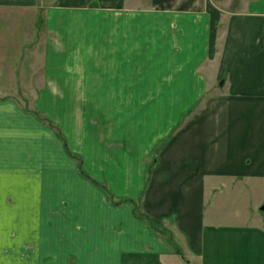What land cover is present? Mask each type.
<instances>
[{"label": "crops", "instance_id": "crops-1", "mask_svg": "<svg viewBox=\"0 0 264 264\" xmlns=\"http://www.w3.org/2000/svg\"><path fill=\"white\" fill-rule=\"evenodd\" d=\"M44 1L0 0V251L34 245L41 258L10 256L0 264H167L173 256L134 215L136 227H129V215L116 223L118 229L112 217L102 220L106 227L98 226L96 199L90 196L94 186L80 177L54 131L16 99L2 96L4 56H43L26 89L37 94L32 108L62 129L70 147L84 155L89 174L101 167L102 156L113 163L118 151L140 157L128 172L135 167L145 180L147 156L174 127L171 113L183 105L177 94H190V102L192 94H203L208 88L202 74L192 73L217 61L225 95L207 101L163 150L142 211L153 222L175 215L178 231L198 247L202 264H264V0ZM9 12L27 14L13 26L15 36L4 24ZM100 55L103 63L96 59ZM20 62L18 67L13 61V76L25 78L28 67ZM194 78L200 88L193 86ZM86 92L108 94L106 109L121 117L134 108L130 93L143 100L153 94L152 104L163 107L159 129L143 150L128 141L121 152L112 137H125L118 130L123 120L109 117L103 134L108 144L97 153L94 126L80 115ZM141 106L148 104H135ZM160 115L166 116L163 129ZM226 188L236 192V216L248 211L242 220L248 223L220 218ZM65 189L72 196L65 197ZM256 213V222L249 221Z\"/></svg>", "mask_w": 264, "mask_h": 264}, {"label": "rangeland", "instance_id": "rangeland-1", "mask_svg": "<svg viewBox=\"0 0 264 264\" xmlns=\"http://www.w3.org/2000/svg\"><path fill=\"white\" fill-rule=\"evenodd\" d=\"M50 0H45L44 3H48ZM27 17V14L24 12H9L8 15L5 16L4 24L8 26L6 31H10V33L17 35L14 33V31H17L15 24L17 22H23ZM44 22L43 15L38 17V21ZM21 34L23 35V29ZM4 58V59H3ZM1 59L2 63V75H1V85L6 88V91L4 92L3 97H13L16 99L18 104L22 107L21 109L26 112L34 113L40 121H42V124L51 128L56 137L59 139V141L62 143L64 147V153L68 160L71 161L72 166L74 165L76 171L80 175V177L84 180H87L90 182L93 186V194H90L91 197H95L96 203H97V219H98V226L100 228L106 227L105 222H102V220H106L107 217L113 218V228H120L119 225H117V222H120L122 219V216L129 215L130 219L128 220L129 227H136L133 226L134 222L131 221L132 215H134L138 221H140L142 224L138 225L140 227H143L145 230L149 231L151 234L155 235L157 238L161 240V248L162 250L164 247L167 248L168 253H170V256L168 257L169 261H167V264H202L201 257H200V251L198 247H194L192 245V242L184 236V234H180V232L177 229L176 226V216H172L168 219H163L161 222H153L150 218H148L142 211L143 209V201L145 198V191L148 186L151 183V178L153 173L158 169V162H159V156H161V153L163 150L170 144V142L180 133V131L187 125L188 121L198 116L205 107L207 101L214 100L217 96L225 95L224 89L220 88L219 82L221 79L218 80V77L216 76V67H217V61H211L207 66L200 68L197 72H193L192 74H202V83L205 87L208 89L204 91L203 94H201L198 97V93L192 94V102H190L187 95L190 94H182L180 98L178 97V102L180 104H183L180 109L175 110V115L171 113V119L174 118L176 122L172 129L165 134L166 136L163 137V139L158 143H155L153 146V150L150 151L149 156H147V164L148 170L146 175V180L144 179V176L137 172V169L135 167L133 168V172H128V169L132 167V165L137 164L140 160L139 156H133L130 155L129 157L127 155L119 156L117 155L118 151H114V157H113V163L109 162L106 164V161L104 157H101L100 163L102 164L101 167L98 168V170L95 172V174L91 175L89 174L84 166V155L75 152L71 147L70 143L67 140L65 133L62 131V129L51 119L43 117L38 112H35L32 108V104L36 101L37 94L34 92H28L26 89L31 85L32 77L30 76L31 73L35 70L36 64L37 66L43 61V56H4ZM97 61H103L105 60V56H96ZM17 60L18 63L21 64L20 61L25 62L28 70L26 71L27 74L22 75L21 77H14L13 76V70L12 65L13 61ZM101 64V69L104 70V65ZM19 67V65L17 64ZM152 69V68H151ZM151 69L148 71L151 72ZM4 70V72H3ZM139 70V69H138ZM205 81H204V80ZM39 80H42V78ZM141 81V80H140ZM139 81L138 84H141ZM193 86L200 88L198 86V82L196 78L193 79L192 82ZM224 84V81H223ZM222 84V85H223ZM26 85V86H24ZM33 85V84H32ZM129 94V93H127ZM123 97H125V93L122 94ZM138 95V94H137ZM143 96L144 94H140ZM184 95H186L184 97ZM68 98L67 100L72 101V93L67 94ZM121 96V94H119ZM130 98V104L134 108H130L128 110H123L122 117L118 115L117 110H108L107 103L109 102L108 94L105 92H95L90 93L86 92V95L82 97L81 102V108H80V115L82 117V122L90 121L94 126V133L93 129H91V133L95 138V142L97 147V153L104 152V144H108L107 139H104L103 134L106 129V122L107 120H111L109 117H112V119H115L117 117L122 118L123 124L118 127V130L122 132L125 137L121 138L120 136L116 135L115 137H112L114 140L113 147L118 148L121 152L127 151L128 146L127 142L132 141L133 147L137 150L141 151L143 150V145L146 142H150L152 139V136L154 135L152 130H155L156 128L159 129V120H158V112H162L163 107L159 106L157 104L153 103V94H151L148 98L145 100L135 98L136 94L133 95L132 93L129 94ZM196 96L198 97L196 99ZM107 99V100H106ZM168 99L165 96L166 100ZM125 100V99H124ZM196 100V101H195ZM146 102L148 106H141L140 108H135V104L137 102ZM98 105V107H94L92 105ZM92 107L90 108H83L84 106ZM190 107L186 108L185 106ZM147 107V108H144ZM144 108V109H143ZM71 109V108H70ZM119 110V109H118ZM74 109L72 108L70 112L71 116L69 117L68 123L70 124V121L72 119V115ZM113 111V112H112ZM166 112V110L164 109ZM156 112V113H155ZM163 112L165 115L166 113ZM176 117V118H175ZM166 118L164 116L161 118L160 115V128L163 129L165 126V123L163 120ZM168 118V116H167ZM67 119V118H66ZM145 120L142 124H139L137 121L139 120ZM85 125V124H84ZM156 134V133H155ZM117 136L119 138H117ZM143 136L150 137L143 138ZM132 138V139H131ZM99 144H102V146H99ZM110 146V145H109ZM101 156V155H100ZM149 157V158H148ZM96 159H99V156L96 157ZM73 167V168H74ZM151 170V174H150ZM95 175V176H94ZM145 182V184H144ZM81 184H84L83 181ZM144 184V186H143ZM142 185L141 194L137 197L135 195V189L138 190V187ZM82 188L81 191L86 192L83 185H81ZM93 187H91L92 190ZM148 189V188H147ZM251 191V190H250ZM252 194H254L253 191H251ZM65 197L72 196V191H69L65 189L63 192ZM224 194H229L228 196H224ZM82 195V194H81ZM88 195V194H87ZM137 197V198H136ZM223 200L221 201V209H219L220 218L222 217H236V221L241 222L244 220L245 217L248 215V211L244 213V216L240 214L239 216H236V204H232V199L236 197V192L234 190L225 189V192L223 193ZM254 197H260V191L257 189L255 191ZM264 211V203L262 204V208ZM249 216V215H248ZM244 217V218H243ZM255 217H259V215L256 213L254 217L251 219L249 218V221H254ZM249 222V223H251ZM138 223V222H137ZM241 223H248V220L246 222ZM139 224V223H138ZM125 226V224H124ZM137 228V229H140ZM124 228V227H123ZM33 247L28 246H20L17 247V252H1L0 251V262L1 261H9L10 256L14 257V260L19 261H31V260H40V253L37 250V247L32 245Z\"/></svg>", "mask_w": 264, "mask_h": 264}, {"label": "trees", "instance_id": "trees-1", "mask_svg": "<svg viewBox=\"0 0 264 264\" xmlns=\"http://www.w3.org/2000/svg\"><path fill=\"white\" fill-rule=\"evenodd\" d=\"M150 174H151V170H150Z\"/></svg>", "mask_w": 264, "mask_h": 264}]
</instances>
